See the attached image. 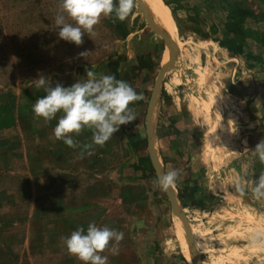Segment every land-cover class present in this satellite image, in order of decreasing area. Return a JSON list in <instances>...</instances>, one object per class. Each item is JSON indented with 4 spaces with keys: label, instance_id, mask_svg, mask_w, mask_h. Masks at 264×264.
Wrapping results in <instances>:
<instances>
[{
    "label": "rangeland",
    "instance_id": "obj_1",
    "mask_svg": "<svg viewBox=\"0 0 264 264\" xmlns=\"http://www.w3.org/2000/svg\"><path fill=\"white\" fill-rule=\"evenodd\" d=\"M162 1L171 37L161 11L137 0L127 20L102 17L77 46L58 36L59 0H0V264H81L64 238L90 222L124 233L118 255L103 253L108 264H189L148 149L149 104L171 41L180 46L152 129L164 172L179 173L174 194L196 254L201 264H264V235L254 239L264 198L251 191L264 163L250 151L264 139V0ZM91 66L143 99L130 105L133 122L81 155L52 138L59 117H34L45 93L32 81L67 87ZM91 138L74 135L79 145Z\"/></svg>",
    "mask_w": 264,
    "mask_h": 264
},
{
    "label": "clouds",
    "instance_id": "obj_2",
    "mask_svg": "<svg viewBox=\"0 0 264 264\" xmlns=\"http://www.w3.org/2000/svg\"><path fill=\"white\" fill-rule=\"evenodd\" d=\"M136 3L137 0H59L60 11L55 17L58 36L79 46L86 34L94 33L102 17L123 22L133 13ZM85 71L84 79L67 87L59 82L53 86L43 75L32 81L36 89L45 93L32 105L34 117L45 123L59 117L52 138L69 148H80L81 155L91 154L94 146L103 147L120 131V126L133 122L136 116L130 105L143 99L129 83L114 75H98L93 66ZM85 129L92 132L91 143L79 145L74 135L79 136ZM250 151L264 163V139ZM178 177L177 170H169L157 177L154 184L166 191L175 186ZM251 191L255 198H264V173L255 178ZM262 235L257 233L254 239ZM123 239V232L90 222L86 229L79 227L64 238V245L68 254L81 264H108V256L103 253L107 250L113 256L118 255Z\"/></svg>",
    "mask_w": 264,
    "mask_h": 264
},
{
    "label": "water",
    "instance_id": "obj_3",
    "mask_svg": "<svg viewBox=\"0 0 264 264\" xmlns=\"http://www.w3.org/2000/svg\"><path fill=\"white\" fill-rule=\"evenodd\" d=\"M173 17V16H172ZM174 19V18H173ZM175 22V20H174ZM176 24V23H175ZM179 41L177 43H175L174 45V49L172 51V53L169 56V59L166 63H164L163 65V69L161 70L158 79L156 81V85L153 91V95L149 104V110H148V145H149V153L150 156L152 157V159L155 161L156 165H157V169H158V177L162 176L163 174H165L164 172V168L162 166V163L160 162V159L158 157V154L156 152L155 149V143H154V132L152 129V116L154 114V110H155V106L158 100V96L163 84V80L164 77L167 73V71L169 70V68L172 66V63L175 59L176 53L179 50ZM169 199H170V203L174 209V211L179 215L181 222H182V227L184 229L185 232V236L186 239L188 241L189 244V248H190V253H191V262L189 264H201L198 255L196 254V250L194 247V242H193V238L190 232V228H189V224L188 221L186 219L185 213H184V209L180 203V200L178 199V197H176V195L174 194V192L169 188L168 190H166Z\"/></svg>",
    "mask_w": 264,
    "mask_h": 264
},
{
    "label": "bare ground",
    "instance_id": "obj_4",
    "mask_svg": "<svg viewBox=\"0 0 264 264\" xmlns=\"http://www.w3.org/2000/svg\"><path fill=\"white\" fill-rule=\"evenodd\" d=\"M148 1L152 5H154V7H156L159 11H161V13L164 15V17L166 19V30L168 31V35L171 37V33L174 30V21H173L172 14H171V11L169 10L168 6L162 0H148ZM171 50H172V41H171V44H170V48H169V50L166 53V58H165L164 63H166L168 61L169 56L171 54ZM170 189L173 192H175V188L174 187H171ZM177 233H178V237H179V240H180L182 248H183L184 256L187 258L188 262L190 263L191 262V254L187 250V246H186L187 239H186V236H185L184 229L182 227V222L178 225ZM185 241H186V243H185Z\"/></svg>",
    "mask_w": 264,
    "mask_h": 264
},
{
    "label": "crops",
    "instance_id": "obj_5",
    "mask_svg": "<svg viewBox=\"0 0 264 264\" xmlns=\"http://www.w3.org/2000/svg\"><path fill=\"white\" fill-rule=\"evenodd\" d=\"M172 48H173V41H172ZM171 51H172V50H171ZM189 252H190V251H189ZM218 260H220V259H218ZM227 262H228V260H225V261L223 260V261H222V263H227ZM236 263H237V264H244V263L242 262V260H239V261H237ZM234 264H235V263H234Z\"/></svg>",
    "mask_w": 264,
    "mask_h": 264
}]
</instances>
